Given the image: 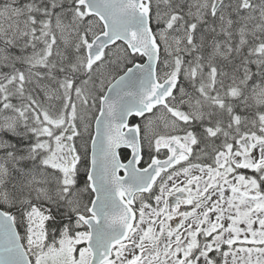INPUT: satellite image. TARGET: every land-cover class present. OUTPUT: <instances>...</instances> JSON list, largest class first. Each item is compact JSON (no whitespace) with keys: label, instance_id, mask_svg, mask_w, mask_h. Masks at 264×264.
<instances>
[{"label":"snow or ice","instance_id":"1","mask_svg":"<svg viewBox=\"0 0 264 264\" xmlns=\"http://www.w3.org/2000/svg\"><path fill=\"white\" fill-rule=\"evenodd\" d=\"M0 264H264V0H0Z\"/></svg>","mask_w":264,"mask_h":264}]
</instances>
